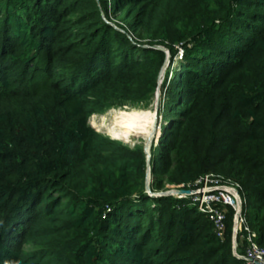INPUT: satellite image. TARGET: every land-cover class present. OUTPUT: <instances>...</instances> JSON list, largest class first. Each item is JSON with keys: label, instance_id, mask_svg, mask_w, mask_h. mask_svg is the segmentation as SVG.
<instances>
[{"label": "trees", "instance_id": "trees-1", "mask_svg": "<svg viewBox=\"0 0 264 264\" xmlns=\"http://www.w3.org/2000/svg\"><path fill=\"white\" fill-rule=\"evenodd\" d=\"M180 48L147 181L143 143L88 118L146 105ZM207 172L264 246V0H0V264H245L231 207L220 238L146 190Z\"/></svg>", "mask_w": 264, "mask_h": 264}, {"label": "built area", "instance_id": "built-area-1", "mask_svg": "<svg viewBox=\"0 0 264 264\" xmlns=\"http://www.w3.org/2000/svg\"><path fill=\"white\" fill-rule=\"evenodd\" d=\"M169 192L188 197L212 221L215 234L223 238L227 207L233 209L232 251L245 264H264V246L257 241V232L247 222L245 199L241 186L234 180L222 179L213 172L199 175L187 184L167 185Z\"/></svg>", "mask_w": 264, "mask_h": 264}, {"label": "rangeland", "instance_id": "rangeland-1", "mask_svg": "<svg viewBox=\"0 0 264 264\" xmlns=\"http://www.w3.org/2000/svg\"><path fill=\"white\" fill-rule=\"evenodd\" d=\"M177 54L174 57V61L170 62L168 60L166 65L164 66L160 75L161 82L164 78H166L167 71H169L167 75V81L173 75L174 70L178 66L179 60L182 58L181 54ZM161 82L160 88L158 89V91L156 90L153 93L152 98L146 105L135 107H131L129 105L112 106L104 112L92 114L88 118L89 123L98 131L111 137L121 139L129 143L130 145L142 142L144 147L146 148V142L150 141V144L147 145H150L149 155L151 156L153 154V151L155 150L154 147L158 144L160 135L162 133V124L166 122V120L163 119L162 110L159 111V104L162 103V98L164 96L161 89ZM125 114L131 117L130 119H127L126 122L122 121V119L120 118ZM116 123H118L120 127L128 133L125 134L120 132L115 134L114 136L112 131H116L114 130L115 128L118 129ZM127 134L128 136H130L128 140L126 137ZM148 187L149 185L147 186L146 190L151 195H159L169 192L167 188L164 190L152 191ZM152 204H155V202H152Z\"/></svg>", "mask_w": 264, "mask_h": 264}, {"label": "water", "instance_id": "water-1", "mask_svg": "<svg viewBox=\"0 0 264 264\" xmlns=\"http://www.w3.org/2000/svg\"><path fill=\"white\" fill-rule=\"evenodd\" d=\"M168 57H169V53H167V58H166V61H165L164 65H163V67L166 65V63L168 61ZM158 89H159V87H158ZM158 89H157V91H158ZM147 144H149V141H147L146 144H145L146 145V150L145 151H148L147 150V146H148ZM150 169H151V166H150V155H149V157H148V164H147V181H149V177L148 176H149V173H150ZM147 186H148V182H147Z\"/></svg>", "mask_w": 264, "mask_h": 264}, {"label": "clouds", "instance_id": "clouds-1", "mask_svg": "<svg viewBox=\"0 0 264 264\" xmlns=\"http://www.w3.org/2000/svg\"><path fill=\"white\" fill-rule=\"evenodd\" d=\"M182 52H183V50H182V48H180L179 50H178V54L177 55H179V54H181L182 55ZM168 60H169V57H168ZM164 68V67H163ZM163 68H162V70H163ZM162 72V71H161ZM161 81H160V79H159V83H160ZM160 88V87H159ZM158 89V88H157ZM113 138H115V137H113ZM149 144H150V141H149ZM144 149L146 150V148L144 147ZM147 150L148 151H146V154H147V159H148V157H149V150H150V145H148V147H147ZM150 166H151V164H150ZM151 170V169H150ZM149 176H150V173H149ZM148 176V177H149ZM150 178V177H149ZM167 193H171V192H167ZM173 193V192H172ZM174 195V194H173ZM187 198V197H186ZM199 210V209H198ZM200 211V210H199ZM202 212V211H201ZM205 213V212H204ZM231 241H232V239H231Z\"/></svg>", "mask_w": 264, "mask_h": 264}, {"label": "crops", "instance_id": "crops-1", "mask_svg": "<svg viewBox=\"0 0 264 264\" xmlns=\"http://www.w3.org/2000/svg\"><path fill=\"white\" fill-rule=\"evenodd\" d=\"M256 231V230H255ZM257 232V231H256Z\"/></svg>", "mask_w": 264, "mask_h": 264}]
</instances>
